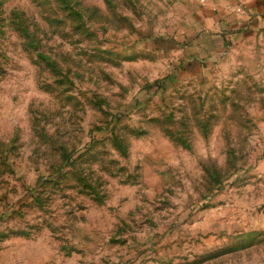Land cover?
Wrapping results in <instances>:
<instances>
[{"label": "rangeland", "instance_id": "rangeland-1", "mask_svg": "<svg viewBox=\"0 0 264 264\" xmlns=\"http://www.w3.org/2000/svg\"><path fill=\"white\" fill-rule=\"evenodd\" d=\"M259 1L0 0V264H264Z\"/></svg>", "mask_w": 264, "mask_h": 264}, {"label": "crops", "instance_id": "crops-1", "mask_svg": "<svg viewBox=\"0 0 264 264\" xmlns=\"http://www.w3.org/2000/svg\"><path fill=\"white\" fill-rule=\"evenodd\" d=\"M260 2V7H262V10H263V12H264V0H262V1H259ZM249 8V7H248ZM250 13L251 12H253V11H250V10H248ZM264 14V13H263ZM228 19V18H227Z\"/></svg>", "mask_w": 264, "mask_h": 264}]
</instances>
